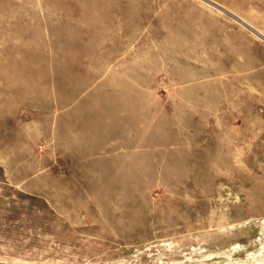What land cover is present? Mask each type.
<instances>
[{"label":"rangeland","instance_id":"obj_1","mask_svg":"<svg viewBox=\"0 0 264 264\" xmlns=\"http://www.w3.org/2000/svg\"><path fill=\"white\" fill-rule=\"evenodd\" d=\"M0 264H264V0H0Z\"/></svg>","mask_w":264,"mask_h":264}]
</instances>
